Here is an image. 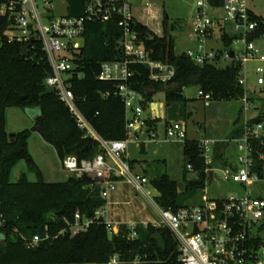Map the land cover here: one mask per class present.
Instances as JSON below:
<instances>
[{
    "label": "built area",
    "instance_id": "built-area-1",
    "mask_svg": "<svg viewBox=\"0 0 264 264\" xmlns=\"http://www.w3.org/2000/svg\"><path fill=\"white\" fill-rule=\"evenodd\" d=\"M131 0H78L76 14L69 12L67 0H17L0 5V13H9L12 24L6 32L8 42H15L34 51L37 45L44 52L50 72L44 79V85L52 90L57 99L65 105L85 136L98 143L100 151L90 159L78 160L74 155H67L61 160L62 168L68 176L87 178L90 186L100 189L104 205L87 217L74 214L68 229L72 235L83 232L96 220L102 219L107 229L118 232L119 225L109 220V197L116 190L118 182L130 185L143 199L155 208L158 219L141 221L143 228L152 226L168 229L177 241V250L181 264H264V198L252 196L248 188L264 182V153L254 151L253 142L263 143L264 134V52L257 43L264 39V34L255 38L251 35L258 29L256 16L251 9L250 0H221L220 5H213L211 0L198 1L199 12L192 17L190 41H198L195 49H188L184 54L197 65H204L221 59L238 64V83L245 88L249 62L261 65L255 67L256 84L262 87V98L247 97V105L257 110V116L263 114L261 121L250 119L242 126L241 133L232 139L236 146L235 164L220 167L222 178L226 182L237 183L244 190L241 195L226 199H211L202 196L201 202L193 205L167 209L157 204L145 186L151 184L143 174L133 170L128 158V146L135 142L138 132L155 133V127L149 122L157 120L152 114L143 117V110L148 100L131 87V78L135 74L134 66L141 65L148 71L149 80L163 85L175 76L173 64L156 60L140 37L136 28ZM62 12L57 14V8ZM221 7L223 18H212L205 11L208 8ZM3 11V12H1ZM226 21L229 31L226 30ZM89 23L113 24L118 29L115 47L122 57L103 60L99 63L97 79L116 85L117 94L124 106L125 137L108 140L97 133L90 121L83 114L80 104L85 101L75 94L71 85L83 78V65L77 62L84 46V36ZM220 32L219 39L230 37L242 41L243 48L236 52L230 46L219 51L207 47L215 39V31ZM234 56L231 57L230 52ZM245 90V89H244ZM199 97L204 105L212 102L210 93L199 90ZM129 114L131 116L129 117ZM256 116V117H257ZM165 138L170 141H184L185 125L178 120L166 122ZM215 141H199L200 156L205 164V183L213 182L212 147ZM256 153V155H255ZM193 170L192 165H187ZM212 172L209 177V172ZM158 194V193H157ZM127 238L134 241L140 237L139 224L135 221L125 224ZM66 230V229H65ZM62 229L59 233L65 232ZM34 235L28 246H34L48 239ZM118 255H113L105 264H126ZM137 256L131 264H142Z\"/></svg>",
    "mask_w": 264,
    "mask_h": 264
},
{
    "label": "trees",
    "instance_id": "trees-1",
    "mask_svg": "<svg viewBox=\"0 0 264 264\" xmlns=\"http://www.w3.org/2000/svg\"><path fill=\"white\" fill-rule=\"evenodd\" d=\"M17 0H0V5ZM69 12L76 14L78 0H67ZM220 5L221 0H211ZM152 9V5L148 6ZM136 28L141 39L152 50V57L174 65L176 73L172 81L163 85L149 80L148 71L141 65L134 66L131 87L150 101L149 93L165 89L167 107L172 102L185 100L183 90L192 85L204 93H210L212 101L242 99L245 90L238 83L239 66L231 63L225 68L213 64H195L184 52L177 53L172 31L180 28L178 21L169 25L166 14L155 11L148 23V11L144 6H133ZM258 29L251 35L255 38L264 34V16L256 15ZM12 24V17L0 13V264H105L113 255L131 264L137 256L142 264H181L177 241L166 228L147 226L134 241L127 238L125 224L119 225L118 232L107 229L102 219L96 220L83 232L72 235L68 223L74 214L91 217L96 209L104 205L98 187L90 186L87 178L68 176L59 182H48L40 177V170L28 150L31 131H37L43 140L52 145L62 160L74 155L78 160L90 159L100 151L98 143L85 136L77 127L68 109L52 90L44 85L50 69L40 46L27 56L22 54V45L8 42L6 32ZM119 31L115 25L89 23L84 36V46L77 62L82 64L83 78L72 82L75 94L85 98L80 108L97 133L108 140L125 137V113L120 97L115 94L116 85L97 79L99 63L122 57L115 44ZM225 47L230 46V37H222ZM24 97V98H22ZM251 98V97H249ZM252 99V98H251ZM8 108H36L40 115L32 130L24 129L9 133L6 129ZM263 114L253 119L261 121ZM156 120L149 124L156 126ZM242 130H237L238 136ZM254 151H264L263 143L253 142ZM183 159L187 167L192 165L197 177L186 180V190L201 187L205 180V164L200 156L201 147L197 140L185 139ZM223 152L215 153L214 160L221 159ZM256 155V153H255ZM257 156V155H256ZM25 161L34 170L37 180H29L22 173L16 180L10 174L15 165ZM158 194V205L177 209V183L166 173L157 174L151 180ZM66 229L63 234L59 232ZM48 239L34 246L28 241L34 236Z\"/></svg>",
    "mask_w": 264,
    "mask_h": 264
},
{
    "label": "rangeland",
    "instance_id": "rangeland-1",
    "mask_svg": "<svg viewBox=\"0 0 264 264\" xmlns=\"http://www.w3.org/2000/svg\"><path fill=\"white\" fill-rule=\"evenodd\" d=\"M134 5L144 6L148 11V23H152L150 17L155 11L166 14L169 19V25L178 21L180 28L171 32L175 36V47L180 52L188 49H195L199 44L198 41H190L192 33L191 20L198 14L197 6L200 0H131ZM205 3L207 0H203ZM152 5V9L148 6ZM250 6L257 15L264 16V0H250ZM212 18H223L221 7H212L205 10ZM3 12V11H1ZM57 14L62 12V7L57 8ZM226 30L229 31L228 24L224 20ZM215 39H211L206 44L207 47H214L219 51H223L225 46L219 39L220 32L215 31ZM264 52V39L257 43ZM242 41L233 40L230 47L236 52L243 48ZM213 65L217 68H225L229 65L228 61L217 59ZM261 64L257 62H249L245 84V95L242 99L227 100L220 102H212L209 106L204 105V100L199 97V87H185L183 96L185 100L172 102L167 107L165 92L162 89L156 91L146 107L143 110V117L152 114L158 121L155 126V133L138 132L135 142L128 146V157L130 160L138 161L135 166V172H142V167L147 164V175L151 178L157 174L166 173L171 179L177 183L178 203L180 206L193 205L201 202L202 196L206 195L211 199H226L231 196H238L243 193L242 187L237 183L226 182L222 178L220 167L214 166L213 182L205 183L201 187H193L186 190V180H192L197 177L193 170H188L183 159V143L184 141H170L165 138L166 122L172 120L181 121L185 125L187 140H211L218 141V147L221 145H230L228 150L223 148L222 160L230 164H235L236 148L231 141L232 132L237 125L243 126L244 123L257 116V110L247 105V97L261 95L262 87L256 84L255 67ZM167 110V118L164 113ZM6 129L10 132H17L24 129L32 130L35 120L21 108H8L6 110ZM131 114H129V117ZM166 118V119H165ZM243 124V125H241ZM264 125V119L261 121ZM264 134V128L261 131ZM221 141V142H220ZM28 150L34 162L40 170V177L48 182L63 181L68 177L67 172L62 168L61 160L56 154L54 147L46 143L40 133L31 131L28 138ZM221 150V149H220ZM261 153H264L261 152ZM220 159V160H221ZM22 173H25L29 180H37L38 175L31 170L25 161H20L11 171V180H16ZM152 197H156L157 190L152 184L145 186ZM252 196L264 198V182L256 183L248 188ZM128 194L130 203L126 206L127 216L139 224L140 233L144 228L140 224L141 221L158 219L157 212L153 205L143 199L130 185L128 186Z\"/></svg>",
    "mask_w": 264,
    "mask_h": 264
},
{
    "label": "crops",
    "instance_id": "crops-1",
    "mask_svg": "<svg viewBox=\"0 0 264 264\" xmlns=\"http://www.w3.org/2000/svg\"><path fill=\"white\" fill-rule=\"evenodd\" d=\"M163 91H165V89L163 88L162 89ZM157 91V90H156ZM156 93V92H155ZM154 93V94H155ZM153 94V95H154ZM152 95V96H153ZM151 96V98H152ZM212 102H220V101H212ZM211 102V103H212ZM210 103V104H211ZM165 115H166V118H167V110L165 109L164 111ZM165 118V119H166ZM157 119V118H156ZM158 121V119L156 120ZM243 125V124H241ZM241 129L242 130V126H239L237 125L234 132H232V135H231V143L233 142L232 139L237 137V136H234L236 133L237 130ZM8 131V130H7ZM9 133H12L10 131H8ZM241 133V132H240ZM221 142V141H220ZM218 141H215L213 147H212V157L215 156V153H218L220 151H223V148L224 146L227 147L225 152L228 150V148L230 147V145H221L220 147H218ZM234 143V142H233ZM235 144V143H234ZM236 148V146H235ZM221 149V150H220ZM237 152V151H236ZM129 158V157H128ZM129 162L133 168V170H135V166L136 164L140 163L138 161H134V160H130L129 158ZM230 163L226 162L225 160H214L213 161V166H217V167H224L226 165H228ZM216 168V167H215ZM142 172H137V173H141L143 175H145L151 182V180L153 179V177H149L147 175V169H148V166L147 164L145 165V167H142ZM156 176V175H155ZM128 184L126 183H123V182H118L117 183V186H116V190L114 192L111 193L110 197H109V220L112 221L113 223L115 224H118V225H121V224H126V223H129V222H132L134 220H131L128 216H127V210H126V206L130 203V200H129V194H128Z\"/></svg>",
    "mask_w": 264,
    "mask_h": 264
},
{
    "label": "water",
    "instance_id": "water-1",
    "mask_svg": "<svg viewBox=\"0 0 264 264\" xmlns=\"http://www.w3.org/2000/svg\"><path fill=\"white\" fill-rule=\"evenodd\" d=\"M166 17L168 18L167 15H166ZM175 38H176V37L173 36V40H175ZM175 51H176L177 53H179V52H180V49L176 47V48H175ZM21 52H22L23 55L27 56V55L29 54L28 47H27V46H24V47L22 48V51H21ZM230 55H231V57L234 56L233 51L230 52ZM155 92H156V90L153 89V90L149 93V96L151 97ZM22 98H24V97H22ZM24 111L27 112V114H29L34 120H36V119L39 117V115H40L39 110L36 109V108H24ZM211 175H212V172L210 171V172H209V177H211Z\"/></svg>",
    "mask_w": 264,
    "mask_h": 264
}]
</instances>
